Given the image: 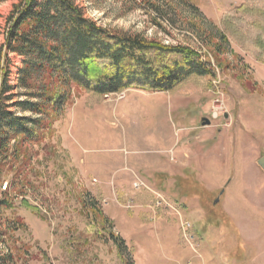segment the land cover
Masks as SVG:
<instances>
[{"label":"rangeland","instance_id":"rangeland-1","mask_svg":"<svg viewBox=\"0 0 264 264\" xmlns=\"http://www.w3.org/2000/svg\"><path fill=\"white\" fill-rule=\"evenodd\" d=\"M18 1L0 0V48ZM77 2L103 28L199 52L215 77L72 89L38 142H11L1 264H264V0Z\"/></svg>","mask_w":264,"mask_h":264},{"label":"trees","instance_id":"trees-1","mask_svg":"<svg viewBox=\"0 0 264 264\" xmlns=\"http://www.w3.org/2000/svg\"><path fill=\"white\" fill-rule=\"evenodd\" d=\"M77 1L19 0L12 8L0 48V163L11 142L43 137L72 89L101 97L128 89L170 93L190 77H215L199 52L103 28L85 17ZM10 54L22 64L16 88L9 85Z\"/></svg>","mask_w":264,"mask_h":264},{"label":"water","instance_id":"water-1","mask_svg":"<svg viewBox=\"0 0 264 264\" xmlns=\"http://www.w3.org/2000/svg\"><path fill=\"white\" fill-rule=\"evenodd\" d=\"M201 125L202 127H206L210 124V121L206 118V119H202L201 121ZM258 166L264 171V157H262L258 162H257Z\"/></svg>","mask_w":264,"mask_h":264},{"label":"built area","instance_id":"built-area-1","mask_svg":"<svg viewBox=\"0 0 264 264\" xmlns=\"http://www.w3.org/2000/svg\"><path fill=\"white\" fill-rule=\"evenodd\" d=\"M6 186H7V185H5L4 187H2V189H1V190H2V191H4V190H5V188H6Z\"/></svg>","mask_w":264,"mask_h":264}]
</instances>
